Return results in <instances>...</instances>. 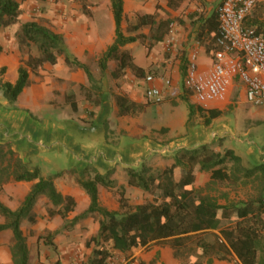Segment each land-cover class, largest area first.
I'll return each instance as SVG.
<instances>
[{
	"label": "trees",
	"instance_id": "16d2710c",
	"mask_svg": "<svg viewBox=\"0 0 264 264\" xmlns=\"http://www.w3.org/2000/svg\"><path fill=\"white\" fill-rule=\"evenodd\" d=\"M183 1L169 0V6L179 8ZM223 1L219 2L216 14L211 17L203 19V14L195 11L187 18L190 21H217L218 9ZM23 4L24 0H0V31L19 22ZM111 6L115 40L98 59L102 72L105 73L109 62L114 61L116 66L111 71L114 79L129 75L139 80H145L148 75L156 77L139 66L132 51L127 48L138 41L139 36L125 32V0H111ZM172 21L170 17L165 19L157 13L143 14L138 17L133 30L137 32L143 27H150L149 47L152 48L169 34ZM245 26L255 35L264 37V2L257 4L246 17ZM220 36L218 22L208 36L207 53L211 57L217 50ZM16 38L23 53L18 79L15 83L0 85L3 98L9 103H16L30 87L33 75L45 70L48 65H57L60 59L71 69L83 70L91 82L95 80L88 64L70 53L64 36L45 24L38 21L23 23ZM2 52L0 45V55ZM188 63L189 59H186L181 68L185 77ZM94 89L101 92V83L96 82ZM81 90H85L84 86ZM90 91L92 89L86 93V100L90 105L100 106L103 97L100 95L95 101ZM187 92L191 97L188 87ZM66 101L73 111H79L74 91L68 94ZM115 101L119 116L134 115L144 107L123 95L115 96ZM183 102L188 107L189 120L199 116L206 127L223 116L222 110L206 109L191 102L187 95L183 97ZM162 132L167 133L168 129ZM223 145L224 139L220 138L216 143L177 149L170 154V162L163 168H154L146 161L136 167H127V185L114 178L115 170L102 173L89 165L82 178H77L89 197V206L70 219L71 214L77 212L78 203L74 197L64 195L57 188L55 179L63 173L45 176L40 166L24 161L11 142H0V191L10 183H31L16 209L0 200V215L4 218V222L0 223V235L5 231L12 233L10 253L13 264H31V249L22 223H37L35 209L41 197L46 198L49 204V219L60 217L67 228L90 217L98 218V233L86 241V246L92 250L91 255L87 261L74 264H109L114 255L125 259L136 258L137 253L149 250L158 241L169 244L174 257L182 264H214L215 259H224L231 252L236 253L244 264H264V162L254 164L233 148L221 149ZM199 171L210 174V180L201 187L196 186ZM68 172L78 174L76 170ZM127 186L140 190L148 197L142 203H132L127 197ZM100 187L117 197L118 209L109 210L101 204ZM211 231H219V234ZM46 232L38 236V242L52 245L54 234ZM140 263L154 262L141 260Z\"/></svg>",
	"mask_w": 264,
	"mask_h": 264
},
{
	"label": "rangeland",
	"instance_id": "374dc122",
	"mask_svg": "<svg viewBox=\"0 0 264 264\" xmlns=\"http://www.w3.org/2000/svg\"><path fill=\"white\" fill-rule=\"evenodd\" d=\"M185 1H183V3H185L182 4L181 7L167 10L165 8L166 0H141V8L134 4L136 0H126L125 6L127 13L124 24L126 34L137 35V32L133 30V25L137 22L138 17L143 14L157 13L162 18L167 19L170 17L173 21H180L185 16L184 12H186L187 9H199L203 7V4L205 6L203 0ZM220 1L221 0H210L208 4L206 3L205 7L212 5L217 6ZM185 7L186 9L183 12ZM28 21L41 22L52 30V27L57 25V21H98L99 33L103 34L107 40L106 42L109 43L111 41V32L113 42L115 40V24L111 0H24L23 12L19 18V22L0 31V45L5 47L9 44L8 47L10 48V43L11 41H14V39L17 43L16 33L20 26ZM138 36L139 41L128 45L127 48L130 49L132 53L134 52L133 55L134 57L136 56L135 59L137 64L148 66L151 63L147 68V71L148 74L156 75V77H154L156 78L157 83L161 86L163 93L160 102L149 100L146 96V90L148 87L146 82L141 80L136 81L132 75L122 79H114L111 76V71L116 66L114 61L109 62L108 70L103 73L98 62L101 54H96L90 55L85 62L92 70L95 79L92 82L88 79L83 70L82 72L86 77L85 84L83 85L72 81L66 83L65 80L59 84H55V81L51 82L50 79L55 77L56 72L64 77L69 74L71 78H75V75L79 72L78 69L68 68L63 62V59H60V64L55 66L48 65L45 70L32 76V87L28 88L20 97V103L18 102L19 100L16 103L5 102V99L2 96V91L0 90V121L2 115L9 114L10 110L19 112V109H23V105L26 110L24 116L35 122L34 124L41 125L40 129H44L41 134L44 137L45 133H48L50 130L49 125L51 119L57 118V115L51 112L50 106L51 104L57 106L60 105L61 110H63L61 113L64 114V116L71 117L69 118L71 120H68L71 129L75 133L81 134L86 140H92L96 137L101 138V134L104 132L103 130H105V136H107L110 143L114 145L125 144L131 142V140H133L132 142H135L145 133L147 134V137L145 138L162 141V144L166 145L161 148V151H154L149 158L141 161V163L144 161L148 162L154 168L165 167L170 162L168 157L177 149L193 148L194 146L197 147L201 144H205L203 143L204 139L194 141V137L197 135L196 131H200L206 127L203 124V119L199 116H195L189 120V111L186 105L182 103L183 97L186 95L190 98L191 102H194L192 94L190 97L187 92L188 86L186 83V77L183 75L181 69L182 65L186 62V59H189L188 54L185 58L180 56L175 57L173 54L168 57V53L170 52L165 44V47L164 45L156 44L154 45V48H150V31L148 28L143 29ZM174 48L175 47L173 46V49ZM11 49L12 48H10V50ZM19 50L21 58L23 53L20 48ZM34 52H36V50H34ZM203 57H205V53L203 51L201 53L198 52V63H200ZM68 69L69 72L67 73L66 71ZM7 75V68L0 63V85L15 78L13 75ZM10 77L12 79H10ZM75 80H78V78L76 77ZM96 82L101 83V92L95 91L94 86ZM52 85L54 86L53 89L57 92V95L54 93L52 95ZM83 86L85 90L82 91L81 87ZM91 89L92 91H90V93L95 97V101H98L100 95L103 97V102H105L104 104L102 102L103 105L101 104L100 106L95 107L89 104L88 100H86V93ZM72 91L75 92L76 99L79 103L78 112L73 111L71 106H69V103L66 101L68 94H71ZM136 92L138 96H142L145 99L139 101L141 104L145 105L142 111L134 115L119 116L117 114L116 116H113V109L110 107L109 103L115 99V96H117L118 93H124L129 100L133 101L134 99L132 95ZM53 100L56 103L53 102ZM4 103H7V106H5ZM180 103L182 104L179 105ZM100 108L103 110L106 108L107 110L112 111L109 115H105V112H99ZM259 109L260 108L248 104L243 91H241L239 87L236 88L231 99L222 109L223 116L214 121L216 124H221L220 126L227 125L228 128H226L225 132H216L218 134H215V141L213 143H216L220 138H223L224 145L221 149L229 148V146L239 147L241 154H244L241 148L245 150L249 146H255L264 152V116H256V113H260L258 111ZM89 112L92 114L89 115ZM174 114H176L177 124L182 126L183 129L181 131L178 130L174 137H170L168 132L163 133L162 130L167 128L165 123L166 115ZM229 126L232 128L231 130H229ZM27 129H25V132L32 135V131ZM143 129H146L147 131H143ZM4 132L8 134L9 129L6 125L4 126L0 123V137L4 136ZM44 138L48 141L46 135ZM42 144L47 145L44 141ZM28 147L20 142L16 148L23 151L29 150ZM47 148H49L48 145L42 148L43 155L38 162L43 167L45 176L63 173V175L58 177L59 179L56 178L58 179V182H56L55 179V184L63 188L67 185L66 177H71L73 174L68 171L59 172V169H57V166L55 165L57 163L51 161L52 158H50L48 152L45 151L48 150ZM161 153L164 154V156ZM52 169H54V171ZM122 171V182L127 185V173L124 170ZM204 179H208L207 174L201 173L197 175L198 187L205 184ZM76 183L79 185L77 181ZM30 186L31 183H10L0 191V200L10 208L16 209L28 193ZM79 187L81 186L79 185ZM127 188H129L127 190V197H129L132 203H142L146 197H148V195L138 189L128 186ZM101 198V204L109 210H116L119 208L117 197L111 192L103 189ZM48 206L47 199L41 197L38 200L35 209L37 223L31 224L28 221L22 223V227L31 249V264H74L87 261L92 250L86 246V241L98 233V218L90 217L67 228L65 227V221L60 217L49 219ZM85 207L86 206L82 205L81 210L78 209L76 213H82V211L85 210ZM76 213L71 214L70 219H73L77 215ZM3 222L4 218L0 215V223ZM46 231H51L54 234L52 245H47L42 241L38 242V236L41 234H47ZM212 236L210 237L211 240L214 239ZM11 241L12 233L10 231H5L0 235V264H13L10 253ZM123 258V256L114 255L111 261L113 264H116ZM136 259L138 263L141 264L140 261L144 258L142 257V259H140L136 257ZM145 262L149 263L147 260ZM155 263L164 264L161 263L159 258L155 260ZM179 264H182L180 260Z\"/></svg>",
	"mask_w": 264,
	"mask_h": 264
},
{
	"label": "crops",
	"instance_id": "0c3cea01",
	"mask_svg": "<svg viewBox=\"0 0 264 264\" xmlns=\"http://www.w3.org/2000/svg\"><path fill=\"white\" fill-rule=\"evenodd\" d=\"M203 1L206 6V3L208 4L210 0H203ZM125 3H126V0H125ZM134 4L139 8L142 7L141 0H136ZM205 6L203 4V7L199 9L192 8V9H187L186 12H184V10L186 9L185 7L183 9V12L185 13V16L183 17V19H181L180 21H172L171 23V25L174 26V32L173 33L169 32V34L165 36V39L161 43H159L163 46L164 44L166 45L169 40H172V45H169V47L167 48L169 49V52H170L168 53L169 54L168 57H170L171 54H173L175 57L180 56V57L185 58L187 57V54H188V57H190V54L194 50H197L200 53L203 51L205 53L206 58L203 57L199 63V67L202 71H208L212 67V57L207 53V43H208V36H210V33L212 29L214 28V26L218 24V20L214 22L190 21L189 18L187 17L188 15H190V13H193L195 11L201 12L203 14V19H206L207 17H211L213 14H216L218 5L217 6L212 5L209 7H205ZM165 8L167 10H171V7L169 6V0H166ZM125 12L127 13L126 6H125ZM98 25H99L98 21H57V25L52 28L57 33L64 35L65 42H66L67 48L69 49L70 53L74 54L75 56L78 57V59L81 62L85 63L90 55H96V54L102 55L108 49V47L113 43L112 32L110 35L112 39L109 43H107L106 42L107 40L103 36V34L99 33ZM145 28H148L150 31V27H143L137 31V35L138 34L140 35L142 30ZM200 32H202V34ZM133 35H136V34H133ZM10 44H11L10 48H12L11 50L8 47L9 44L8 46H5V47L2 45L3 53L0 56V63L2 66L7 68V74H8L7 76L13 75L15 77L13 78V80L11 81L8 80L7 82L15 83L16 80L18 79L17 75H18V69L20 66V50H19V46L16 43L15 39L14 41H11ZM173 46L175 47L174 49H173ZM58 64H60V61ZM150 65L151 63L148 66H142V65H139V66H142L145 69H147ZM180 67H181V64H180ZM78 71L79 72H77V75H75V78L77 77L78 80H75L74 77L71 78L69 74H67V76L64 77L63 75H59L58 72H56L55 77L51 78L50 80L51 82L55 81V84H59L60 82H63V80H65L66 83L72 81V82H77L80 85L81 84L83 85L85 84V81H86V77L84 76L85 72L83 71L84 72L83 73L81 69H78ZM66 72L68 73L69 69ZM10 79L12 78L10 77ZM135 79L136 81L137 80L139 81V79L137 78ZM141 81L145 82L144 79ZM157 85L160 86L159 83H157ZM30 87H32V83ZM53 87L54 86L52 85L51 91L53 92L51 93L52 95L53 93L57 95V92L54 91ZM241 91H243L242 88H241ZM117 95H123L127 97V95L124 93H118ZM137 96L138 95L136 92L132 95L134 99L133 101L129 100L128 97L127 99L133 103L135 102V103L141 104L139 101L145 100V99L142 96H138V97ZM20 97L18 99L19 103L21 100ZM5 102L9 103L7 100H5ZM53 102L55 101L53 100ZM7 103H4V105L7 106ZM104 103L105 102H103V104ZM182 103H180L179 105H181ZM109 104H110V107L113 109L112 115L116 116L117 115V105H116L115 99L111 101ZM224 106L225 104L220 105L219 108L217 109L222 110ZM22 107L23 109H19V112L10 110L9 114L2 115L0 123H2L4 126L6 125V127L9 129V133L7 134L6 132H4V136L0 137V142H3V143L11 142L13 144V148L18 152V154L21 156V158H23L24 161H27V162L31 161L33 162L34 165L40 166L42 170H43V167L41 166V164H39L38 161L41 160V156L43 155L42 148L48 145L49 148H47L48 150H45V151L48 152V155H50V158H52L51 161H54L55 163H57L55 165L57 166V169H59V172L76 170L78 174H73L74 176L72 175L71 176L72 178L66 177L67 185L63 187L66 190L61 188V186H57V184L56 186L59 189V191H61L64 195H70L76 199L78 203L77 211L78 209L81 210L82 205L86 206L84 208L86 210L90 203L87 193L81 187H79V185L76 183L77 178H82L83 171L85 170L87 166L89 165L95 166L102 173L115 170L114 178L117 180L119 179L118 181L121 184H124L122 182L123 181V171L122 170L125 171V168L127 167L139 166L141 164V161L149 158L150 155H152L154 151H161V148L165 147L162 144V141L160 140H156L152 138H145L147 137L146 133L140 136V138L142 139L139 138V140H136L135 142H132L133 140H131V142H128L125 144H115V145L111 144L110 140L108 138H107L108 140L106 139L105 130H103L104 132H102L101 138L96 137L95 139H92V140H86L85 138H83L81 134H77L71 129L69 121H68V120H71L69 119L71 117L64 116V114L61 113L63 111L61 110V106L60 105L57 106L55 104H51L50 109L53 114L57 115V118H53L50 121V125H49L50 130L47 129L49 130V132L45 133V135L48 137V141H47V139L44 138L45 135L43 137V135L41 134L42 130L44 129H40L41 127L40 124H34L35 122H33L31 119H27V117L24 116L26 110L23 105ZM100 111L105 112V115L106 114L109 115L112 110L109 111L106 108H104V110L100 108L99 112ZM258 111L260 113H256V116L258 115L264 116V107H260ZM15 113H18V114H15ZM166 116L167 117L165 118V123L167 125V128L165 129H168V134L170 137H174L176 132L178 130L181 131L183 128L182 126L177 124L176 114L166 115ZM220 125L214 122L210 127L208 128L205 127L200 131H196L197 135L194 137L195 138L194 141L199 140V139L200 140L204 139L203 143H213L215 141L214 140L215 134H218L216 132H225L226 128H228L227 125H223V126H220ZM25 129L32 131V135L30 133H26ZM231 129L232 128L229 126V130ZM143 131H147V130L143 129ZM43 141L46 142L47 145L42 144ZM20 142H22V144H24L27 147L29 146L28 147L29 150L20 151L19 148L17 149L16 147ZM229 148H233L238 153L241 154L239 147L229 146ZM241 150L244 153L241 155H244L245 157H247L254 164H260L264 162V155H263L264 152L262 150H259L255 146H252V147L249 146L245 150L241 148ZM162 155L164 156V154ZM52 170L54 171V169ZM43 173H44V170H43ZM198 174H201V172L200 171L197 172L196 175ZM205 174H207L208 176V179H204L205 184H206L210 180V174L208 173H205ZM58 179H56V182H58L57 181ZM197 183L198 182L196 179V186L198 187ZM103 189L104 188L102 187L99 188L101 202H102L101 197H102ZM212 233L219 234V231H213ZM163 242L164 241L154 242L151 245V248L149 250H143L137 253V255L135 256L140 259H142L143 257L144 258L142 259L143 261H146V260L147 262L153 261L154 262L153 264H156L155 260L157 259V257H159L161 263H164V264H179V260H177L174 257V254H173L174 251L171 248V246ZM214 264H244V263L239 259L236 253L231 252L224 259H215Z\"/></svg>",
	"mask_w": 264,
	"mask_h": 264
},
{
	"label": "built area",
	"instance_id": "2783aa9c",
	"mask_svg": "<svg viewBox=\"0 0 264 264\" xmlns=\"http://www.w3.org/2000/svg\"><path fill=\"white\" fill-rule=\"evenodd\" d=\"M261 2L264 0L223 1L218 9L221 36L216 43L210 70L200 69L197 50L190 54L186 83L198 105L217 109L226 104L234 90L240 87L250 105L264 107V37L255 35L245 26L246 17ZM173 32L174 26L171 25L170 33ZM169 45L172 40L166 47ZM145 82L148 99L160 102L163 91L156 78L148 75ZM109 264L113 262L110 260ZM116 264L139 263L136 258H123Z\"/></svg>",
	"mask_w": 264,
	"mask_h": 264
}]
</instances>
